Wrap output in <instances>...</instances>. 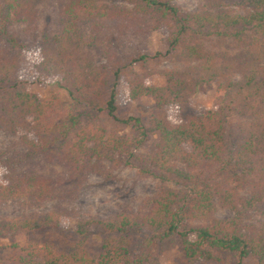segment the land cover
Listing matches in <instances>:
<instances>
[{
    "label": "trees",
    "instance_id": "16d2710c",
    "mask_svg": "<svg viewBox=\"0 0 264 264\" xmlns=\"http://www.w3.org/2000/svg\"><path fill=\"white\" fill-rule=\"evenodd\" d=\"M46 1L0 0V130L26 149L0 156L8 172L0 204L20 199L28 210L45 201L59 205L2 220L0 237L58 229L70 216L63 204L76 199L90 174L110 179L119 167H131L158 187L136 213L78 220V240L66 251L28 243L19 263L159 264L155 252L176 236L187 264L220 261L222 254L236 264L250 258L264 264V0L240 1L243 14L221 0H205L196 12L173 0H120L130 7L116 0H61L54 24L43 23L41 30ZM155 30L167 33L165 57L181 65L159 71V87L146 86L148 74L133 70L146 65L145 54L123 53L133 38ZM36 40L40 62L34 65L28 42ZM32 69L60 77L69 104L41 102L29 93L22 76ZM124 77L131 101L150 98L157 109L186 104L217 83L214 108L179 123L151 117L145 127L139 118L117 116L116 86ZM55 113L64 118L51 124ZM103 117L112 119L109 129ZM236 117L242 119L232 123ZM127 129L133 136L119 135ZM151 134L158 136L154 150L140 152ZM40 160L59 170L38 173ZM219 208L233 216L216 218ZM253 212L262 221L252 222ZM94 226L104 235L97 256L86 250Z\"/></svg>",
    "mask_w": 264,
    "mask_h": 264
},
{
    "label": "rangeland",
    "instance_id": "374dc122",
    "mask_svg": "<svg viewBox=\"0 0 264 264\" xmlns=\"http://www.w3.org/2000/svg\"><path fill=\"white\" fill-rule=\"evenodd\" d=\"M61 0H47L43 6L45 14L40 23V29L43 23L54 24V20L58 16V9ZM231 10L243 14L237 4L242 0H221ZM205 0H173V4L183 11L196 12L199 10ZM116 5L127 6L120 0L113 2ZM39 30V34L41 32ZM29 51L32 63L39 64V40L29 43ZM167 33L162 30L152 31L147 38L136 37L123 51L124 54H145L147 56L146 65L135 64L133 70L139 74H148L145 80L146 86H162L164 78L159 75V71L173 70L181 68V65L172 64L169 58L165 57L167 50ZM210 46L215 49L220 48V43L213 42ZM99 63L104 61L100 60ZM26 81V90L37 96L41 102L56 98L61 105H68L69 100L66 92L60 88V77L42 76L38 69H32L22 76ZM127 78H122L116 86V105L117 116L119 117H136L139 118L143 126L147 127L151 117H163L173 123L184 122L194 114H203L214 108V99L217 83L210 86H204L197 94L186 104L173 105L163 109H157L150 98L140 101H131L126 91ZM59 106V109L61 108ZM64 115L53 114L51 124H57ZM242 117H236L231 120L235 123ZM103 123L109 129L112 119L102 118ZM96 121L91 124H96ZM119 135L133 136L130 129L119 133ZM158 142V136L151 134L145 146L140 150L142 153H150L154 150V146ZM25 148L22 146L20 139L10 133L0 130V156L2 159L12 157L16 153H24ZM139 152V151H137ZM109 162H104L106 169H109ZM32 165L29 163L24 169H29ZM59 170L55 165L46 164L43 160L35 165L34 169L42 174L49 176L52 169ZM8 172L0 166V182L5 183ZM172 187L171 185H168ZM158 182L150 177H141L137 170L131 167H119L112 172L110 179H105L99 174H90L86 183L80 189L75 200L65 202L63 206L69 211L70 216L61 221L58 229H52L40 233H28L20 231L15 235L0 237V264H20L18 257L25 256V248L28 243H50L58 252L68 250L78 240L76 235V225L78 220H105L117 216L125 209L131 213H136L142 202L155 195ZM59 205L57 201H45L41 206L32 209H24L20 199L9 200L0 204V222L4 219H12L21 215L43 214L50 212ZM264 211V201L260 205ZM233 214L229 210L219 208L215 214L216 218L228 219ZM252 222L258 223L262 221L257 212L252 213ZM146 235V234H145ZM104 235L98 226H94L86 243V250L93 256L100 253ZM141 236L135 238L138 241ZM194 241L193 236L190 237ZM155 257L159 264H187L184 261V250L181 240L175 236L171 244L155 252ZM220 261H198L194 264H236L229 254H222ZM243 264H257L253 258L243 261Z\"/></svg>",
    "mask_w": 264,
    "mask_h": 264
}]
</instances>
